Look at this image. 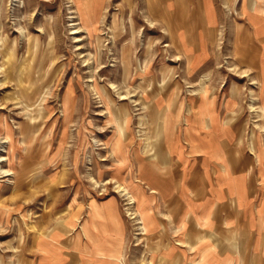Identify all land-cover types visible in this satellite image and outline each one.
Here are the masks:
<instances>
[{"label":"rangeland","instance_id":"rangeland-1","mask_svg":"<svg viewBox=\"0 0 264 264\" xmlns=\"http://www.w3.org/2000/svg\"><path fill=\"white\" fill-rule=\"evenodd\" d=\"M251 1L206 0L218 29L210 31L201 0H0L1 264H149L147 257L161 254L148 227H139L137 184L122 175L130 163L128 146L140 148L135 156L143 171V157L160 146L162 114L154 102L170 84L189 98L216 101L219 94L225 107L226 91L235 83L241 88L236 110L248 147L253 128L264 124V3L249 11ZM180 33L194 53L201 34L213 46L196 65L206 70L192 78L172 49ZM234 37L239 57L255 66L253 51L259 55L260 76L248 71V63L234 65ZM170 70L169 84L164 78ZM40 113L42 118L32 121ZM169 119L167 111L164 132ZM195 121L186 122V135L193 147L206 151L211 135ZM118 138L123 146L117 147ZM246 153L248 148L244 161L251 163ZM262 162L258 212L264 230V154ZM121 187L129 189V197ZM113 196L128 226V243L117 199L101 202Z\"/></svg>","mask_w":264,"mask_h":264},{"label":"crops","instance_id":"crops-1","mask_svg":"<svg viewBox=\"0 0 264 264\" xmlns=\"http://www.w3.org/2000/svg\"><path fill=\"white\" fill-rule=\"evenodd\" d=\"M174 2L170 0L169 3ZM201 2L208 16L206 0ZM147 14L152 19L148 7ZM129 35L132 36L131 32ZM250 39V47L254 50L253 37ZM217 40L218 37L215 44ZM210 45L201 36L198 56L192 50L194 46L181 38L178 45L172 46L176 56L186 65L188 78L206 70L196 65L204 62L206 51L213 48ZM234 45V65L248 63V71L260 76L259 55L253 51L254 66L238 56L235 37ZM173 76L174 71L170 70V76L167 74L164 79L170 84ZM206 79L202 77V91ZM169 87L171 89L161 90L162 93L159 89L157 94L160 93L162 99L154 102L155 112L162 114L158 124L159 148L149 157H143V171L140 172L135 156L140 148L132 150L129 145L130 163L122 171L126 181L134 180L137 184L135 191L141 199V212L149 229L147 235L154 241V249L161 252L155 253L157 264H264V230H261L258 212L262 185L257 177L263 163L264 150L260 146L264 148V124L253 128L246 147V126L240 123L236 110L242 103L238 85L234 83L230 91H226L225 107L221 105L219 94L213 103L202 95L198 98L182 96L179 94L182 89L177 85ZM188 106L190 116H185ZM167 111L170 119L164 132L163 118ZM184 116L187 124L196 120L200 125L198 130L211 135L206 151L202 146H192L186 135ZM246 148L250 150L246 154L251 163L244 161ZM113 198L118 201L128 243V226L118 196L101 202L107 203Z\"/></svg>","mask_w":264,"mask_h":264},{"label":"bare ground","instance_id":"bare-ground-1","mask_svg":"<svg viewBox=\"0 0 264 264\" xmlns=\"http://www.w3.org/2000/svg\"><path fill=\"white\" fill-rule=\"evenodd\" d=\"M229 2H230V0H228ZM258 3H264V0H252L250 3H249V5L247 6V9L249 10V11H253V10H255V8H256V5L258 4ZM168 5V4H167ZM169 8V7H168ZM262 12H264V8L262 9ZM205 14V13H204ZM153 19V18H152ZM205 20H206V24H207V26H208V30H210V31H216L215 30V25L213 24V22L211 21V19H209V17L205 14ZM160 21V20H159ZM149 23H150V26L152 27V28H154V22L152 21V20H150L149 21ZM131 34L133 35L134 34V31H133V24H132V22H131ZM75 29V28H74ZM166 30V29H165ZM76 31H78V30H76ZM185 32V31H184ZM125 33V28H122V34H124ZM165 33H168V32H165ZM76 34V33H75ZM182 34V35H181ZM202 35V34H201ZM201 35H200V38H201ZM183 39L184 40V42L186 43L187 41H186V38H184V34L183 33H180L179 34V39ZM210 39V38H209ZM115 40H116V38H115V35L112 37V42L115 44ZM150 47H151V45H149ZM211 46V45H210ZM150 49V48H149ZM199 50H200V48H199ZM199 50L196 52L197 54H196V56H198L199 54ZM133 57V56H132ZM133 59V58H132ZM137 63L139 64V60H137ZM130 67H131V60H130V58H127L125 61H124V69H125V71L126 72H128L129 71V69H130ZM142 70V73H144L145 74V76H147V74H148V69H147V67H145V69L143 70V69H141ZM192 70V69H191ZM249 75V74H248ZM137 76V75H136ZM246 76H247V74H246ZM248 77V76H247ZM153 80V79H152ZM263 80V79H262ZM254 84H257V81H254ZM95 88H97V86H95ZM98 91V90H97ZM202 93V92H201ZM120 97H123V95L122 94H120ZM254 99V98H253ZM213 103H214V101H215V99L213 98L212 100H211ZM109 102V101H108ZM252 106V105H251ZM236 112V111H235ZM129 117V116H128ZM37 118V119H36ZM36 118H31L32 119V121H34V119L35 120H38V119H40V118H42V114L40 113L39 115H38V117H36ZM206 120V119H205ZM116 122V121H115ZM165 122V121H164ZM125 124H126V127H127V125H128V122H125ZM212 124V123H211ZM259 127V126H258ZM125 134V132H124V128H122V129H120L119 130V133H118V136L119 137H121V135H124ZM116 144H117V147H119V146H123L124 145V143H123V140H122V138H118L117 139V141H116ZM149 147V146H148ZM147 148V147H146ZM112 150L113 151H116V148H112ZM42 167V166H41ZM27 171V168H25V169H23L22 170V172L20 173L21 175H22V173H24V172H26ZM120 187V186H119ZM121 189V192L125 195V194H127L128 195V197H129V189L127 188V187H121L120 188ZM121 193V194H122ZM130 200V205H133L134 204V202H135V200H134V197H131V198H129ZM136 204V203H135ZM129 211V210H128ZM132 211V210H131ZM131 213V212H130ZM132 215V214H131ZM140 216H141V218H140V226L139 227H141V229H142V231H147V226H146V220H145V217L143 216V214L141 213L140 214ZM136 218V217H135ZM139 224V223H138ZM142 234H143V232H142ZM150 254V253H149ZM147 258H149V259H147V260H149V264H152L153 263V261L154 260H156L157 259V256H156V254L155 253H152L151 255H150V257H147ZM118 261H120V260H118Z\"/></svg>","mask_w":264,"mask_h":264}]
</instances>
